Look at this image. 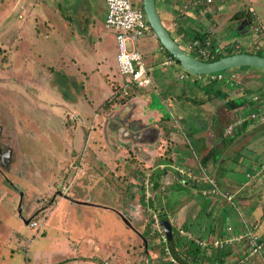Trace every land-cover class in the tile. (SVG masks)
<instances>
[{
	"label": "rangeland",
	"instance_id": "obj_1",
	"mask_svg": "<svg viewBox=\"0 0 264 264\" xmlns=\"http://www.w3.org/2000/svg\"><path fill=\"white\" fill-rule=\"evenodd\" d=\"M130 1L137 4L141 2ZM191 2L192 0H154L160 20L171 38L184 52L189 53L184 47V41L173 30H177L178 25L174 23L173 29L170 28L173 18L182 21L188 32L209 31L210 41L219 46L222 54L235 49L243 53L258 50L264 55V38L255 35L248 28L249 24L243 27L242 32L236 30L239 23L238 15L249 19L253 16L251 11L256 22L264 28V0H210L204 9L199 10H195V7L191 10ZM64 3L66 4L63 5ZM183 5L187 6L184 9L185 14L181 8ZM170 8H175L172 15H168ZM57 10L62 19L49 18V24L44 25L37 17L33 23L34 31L31 29V34L27 35L21 30L20 33L25 34V40H21L16 46L10 41L14 34L10 32L9 21L4 22L3 26L0 24V118L3 128L11 130L9 132L12 147L9 153H15L16 158V169L6 173L7 181L0 178V264H170L162 251L166 244L162 241L161 233L154 231L152 215L157 220L163 218L169 221L171 238L178 239L179 243L187 238L180 236L177 230L184 234L188 233L193 238L195 237L192 235H199L201 239H205V244L210 249L215 250L211 247V241L224 240V236L219 234L222 232L221 225L224 226L228 221L229 223L236 221L240 225L239 221L247 218L245 214L251 210L258 225L254 228L249 225L248 229L257 235L264 247V219L256 215L260 214L255 201L257 196H252V208L249 207L248 200L243 201V204L239 199L236 200L247 194L246 187L242 191L238 190V197L232 199L231 205L217 200L214 208L204 214L209 197H204L196 189L185 185V178L178 182L170 178L176 175L175 166L186 171L184 163L172 160L170 154L174 142L172 140L178 136L185 139V134L188 133L191 136L196 132H203L202 122L197 125L195 121L196 124L193 125L194 122L190 120L203 121L208 115L212 116L217 110L216 106H219V103H216L217 99L223 101L232 97L237 98L235 102L244 100L252 103L249 97L245 96L250 92L258 94V99H263L264 70L251 66L233 67L229 71H222V74H225L223 83L222 81L212 83L208 82L204 75L196 78L185 73L178 63L163 65L162 62L167 57L158 55L157 50L161 49L153 35L152 39L146 36L137 40L140 52L147 54L146 65L152 63L154 67H151L155 73L186 89L185 94L183 93L185 96L182 97L177 93L169 94L175 97L171 98L169 103L173 105L170 107L166 106V103L162 104L151 89H145L147 91L144 93L145 99L148 100L146 109L159 112L164 119L162 133L161 135L158 133L160 138L155 146L160 147L162 157L159 161L166 166L169 181L163 189L164 192L161 191L163 194L157 193L155 196L160 200V204L163 200L166 201L165 207L163 206L165 210L176 209L177 203H173L175 200L182 203L192 198V202L196 204L193 215L188 220L173 216L171 213L167 216L162 213V209L160 211L157 209V206H160L158 199L153 200L151 197L145 201L142 188L141 194L135 196L136 190L140 189V182L135 183L134 173H143L145 178L147 168L153 165L147 167L148 164L139 161L138 157L134 158L133 154L125 155V160L122 159L123 156L118 155L116 171L101 165L104 164L106 156L103 153L110 150L111 155L114 148L102 144L99 131L93 130V126H90L92 115L88 114L89 116L85 118L80 112L79 108L82 107L93 113L89 107L92 105L100 111L109 112L118 104L120 98L124 99L120 96L123 78L117 73L116 66L111 64L107 73L98 74L97 69H94L96 65L85 67L80 64L83 58L76 55L73 59L77 61L81 70L78 73L73 68L76 63L73 64V60L68 61L67 53L65 60L67 71H76V76L78 74V79L71 82L66 76L67 73L59 72L60 68L56 65L58 58L56 54L53 55V52H56L54 48L59 49L61 44L59 41L63 38L61 34L64 31L65 34L70 30L77 33L79 29L77 26L83 14L87 18V23H92L94 28L99 30V36L102 38L99 44L101 50L110 55L114 52V44L112 49L109 46L113 41L112 31L103 27L104 1L63 0ZM168 11V14H164ZM232 13H236L235 18L231 16ZM65 16H68L66 20L63 19ZM89 23L83 24L80 28L83 37L91 28ZM63 26L66 29L62 32ZM3 31L6 32L2 33ZM55 32H58L57 35H54ZM233 37L236 41H233ZM89 40L93 42L92 37ZM79 45L86 48L84 38ZM42 47H47L49 53L45 55L40 53ZM81 56L84 57L82 54ZM21 59L24 64L16 76L12 68H19ZM70 64L72 67L68 66ZM180 74H183V78H179ZM30 81H36L33 88ZM153 85L160 94V89L155 83ZM238 89L242 92H238ZM214 90L218 92L213 94ZM220 92L227 93L226 98L219 95ZM233 92L236 94L233 95ZM237 93L240 95L243 93L244 96L237 97ZM101 103L104 108L100 107ZM245 116L246 124L238 121L233 127L234 137L223 135V141H226L225 150L218 155L219 160H223L220 167L213 169L206 164L202 168L203 173L208 177L216 176L222 189L226 187L225 182L229 181H234L239 187L246 180L242 172L244 165L248 163L246 159L256 161L259 168L262 166V170L255 183L251 184V188L259 187L264 191V121L249 119V113ZM171 117L177 121L181 131L170 123ZM79 118L82 120L81 124L78 122ZM187 125L192 126L190 131L185 130ZM96 126L99 128L98 124ZM126 145L130 149V145ZM91 146L96 148L95 153ZM115 152L117 155V151ZM214 155L215 151L212 157ZM192 156L199 159V154L195 155L193 151L191 153L184 151L179 158L189 159L190 162ZM95 157H99L102 162H96ZM194 162L196 165L195 160ZM142 179L143 176L140 181ZM255 191L257 194V189ZM78 197H82L88 204L74 203ZM131 205L133 209L137 208L138 216L134 212L129 214L127 209ZM99 206L114 211L123 209L129 216L128 223L124 224L120 216L113 214L112 210H104ZM236 210L243 218L237 216ZM125 214L120 213L121 216ZM250 215L248 216L251 217ZM240 229L241 232H245L247 228L241 224ZM204 230H210L205 234L206 238L202 237ZM235 247L242 248L237 259L244 260L245 264H258L257 254L244 256L243 242L223 244L216 252ZM205 253L204 257L197 255L190 264L206 262L205 257L208 253Z\"/></svg>",
	"mask_w": 264,
	"mask_h": 264
},
{
	"label": "crops",
	"instance_id": "obj_2",
	"mask_svg": "<svg viewBox=\"0 0 264 264\" xmlns=\"http://www.w3.org/2000/svg\"><path fill=\"white\" fill-rule=\"evenodd\" d=\"M62 2H63V0H59V1H57V0H5V1L0 0V12L2 14L0 16V24H2V26H3L4 22L9 21L10 32H13V34H14V36H12V34L10 35V36H12L11 37L12 39L10 41L12 43H14V45L16 46V45H18V42H20L21 40H25V34L20 33V31L23 30V32H26L27 35H30L32 32L30 30L31 29L33 30V23L36 22L37 17H39L40 23H42L44 25L49 24L48 23L49 18H53L55 20L56 19H62V17H60L58 15V10H57L62 5ZM132 3L134 5H139V4L134 3V2H132ZM180 3L181 2L179 1V5H180ZM65 4L66 3H64L63 5H65ZM179 5L177 6V8L179 7ZM174 9L175 8H173V9L170 8V14H168L169 11L165 12L164 14L172 15L171 13H175ZM13 13H14V16H12ZM84 15L85 14H83L81 16V19L78 23L77 27L79 29H77V33H74L70 30L67 34H65L64 30L66 28L64 29V26H63V28L61 29L62 32L64 31L61 34V35H63V36H61L63 38L61 39V41H59V44L60 43L61 44L59 45V49L54 48L56 50V52H53V55L55 56V54H56V56L58 58V63L56 65H57V67L60 68L59 72L60 73H67L66 76L68 77L69 81H71V82L78 79L77 78L78 74L76 76L75 75L76 71H71V72L69 70L67 71V69H66L67 64L65 63L67 53H68L67 54L68 61L73 60V62H74L73 64L76 63L75 65H73V68L75 70H77L78 73H80L81 70L78 67L77 61L75 59H73V57H76V55L83 58L81 60V63H80L81 65H84L85 67H87V65L90 67H95L93 65H96V67L94 69H97L96 72H98V74L99 73H107L108 70H110L111 64H114V66H115V47H114V52H112L111 55H110V53H108L106 51L103 52L101 50L102 48H101V46H99V44L101 43L102 38L99 36L98 28H94V25L92 23L88 22L90 24L91 28H89L88 31H86V33L84 34V37L81 35V29L80 28H82L83 24H86V25L88 24L87 20H86L87 18ZM239 16L240 15H238V17ZM67 18H68V16L63 17V19H65V20ZM161 23L163 24L162 21H161ZM173 23H176V25H178V27H182V28H183V26L185 27V24L182 25V21H179V20H176L173 18L170 22V28L171 29H173V27H172ZM163 26H164V24H163ZM164 28H165V26H164ZM173 30L175 31V29H173ZM5 32L6 31H3L2 33H5ZM66 32H67V30H66ZM167 32H169V31L167 30ZM57 33L58 32H55L54 35H57ZM69 35H71V36H69ZM151 35H153L152 31H151V33H146V34L142 35L138 39H140L142 37H146V36H148L149 39H152ZM1 36H2V34H1ZM91 37L93 38V42H90V40H89ZM82 38H84V42L87 43V46H85L86 48H82L83 46L79 45ZM112 38H113V33H112ZM97 39H99V40H97ZM232 39H233V41H236V39L234 37ZM52 40H54V39H52ZM74 44L76 45V47ZM113 44H114L113 41L111 44H109L110 49H112ZM137 45H138V48H140V44L138 43V41H137ZM159 46H160V44H159ZM47 49H48L47 47H42V49L40 48V50H41L40 53H42L43 55L48 54L49 51ZM70 49H72V50H70ZM160 49H161V46H160ZM157 52H158V55L160 54L161 56H163V58L167 57L163 53L162 49L161 50L158 49ZM69 53H72L73 55L69 54ZM81 54L84 57H82ZM141 55H142L144 64L146 65L145 61L148 62V60L145 58V56H147V54L141 53ZM89 56H90V60L88 61ZM164 56H166V57H164ZM25 58H27V57H25ZM166 59L162 62L163 65H172L173 63H175V62H173L171 64H165L164 62L166 61ZM91 60H93V62H91ZM149 61H151V60H149ZM22 64H24V63H23V60L21 59L19 68L18 67L12 68V71L16 76H17V73L19 72ZM68 66L72 67L71 64ZM146 66L150 67V69H151L150 70V76L152 79V86H150V87H148V89L147 88L146 89L147 90L151 89L152 92H154L156 94L157 98L160 100V102L162 104L166 103V106H168V107H170V105H173L169 102L171 101V98H175V97H173L169 94L176 95V93H177V95L180 97L185 96L184 94H185L186 89L184 90V86L183 87L177 86L174 84V82H171L167 78L166 79L163 78L162 75L155 73L154 69L151 67V66L154 67V65L152 63H149V64L147 63ZM73 79H75V80H73ZM79 81H81V80H79ZM30 83H31L32 88L34 87V85H36V81L35 82L30 81ZM153 83H155V85L160 89V94H158L156 92ZM81 85H83V84L81 83ZM147 90H145V89L141 90L140 89L136 93L127 97L126 99H123V100L119 99L118 104L115 105L113 108H111L109 110V112L107 114L105 113L104 115L96 113L94 111L95 106H93V105L89 106L92 108L93 113L88 112L86 110V108L82 109V107H81L79 109H81L80 112L85 115L84 116L85 118H87L89 116L88 114L92 115L91 116L92 117V124H90V126L91 125L93 126V130H95L97 132L99 131L98 133L100 135L102 144L109 146V148H111V149L114 148V152H112L111 155H110V150L108 151V153H103L106 155L105 159L103 160L105 165L104 164H101V165L109 167V169H113L111 171H116L117 165H118L116 162L118 155L123 156L122 159L125 160L126 159L125 155H127V154H128V156L130 154H133L132 156H134V158L138 157L139 161L144 162V164H148L147 167L150 165H153V166H150L149 168H147L148 173H146V174H151L153 176L151 178L150 177L148 178L151 182L152 181L158 182V185L156 186L155 189L151 188L150 197H149V198L152 197V198H154L153 200H156L158 198L155 195L157 193L163 194V192H164L163 189H165L164 187L168 183L169 178L167 175L166 166L163 165L162 163H160V161H159L162 157V153L160 152V147H159V145H157V147L155 146L157 144L156 142L159 141L160 135L162 133L161 128H162L164 119L162 118L161 114H159V112H157L155 110L146 109V105L148 103V100L145 99L146 97H144V93ZM239 91L242 92L241 89H238V92ZM235 94L236 93L233 92V95H235ZM237 95H238L237 97H240V93H237ZM245 96L248 97L249 94L248 95L246 94ZM90 98H93V97L90 96ZM231 98L232 97H230L228 99H231ZM225 101L226 100L221 101V100L217 99L216 103H219V106H216V109H217L216 112H214V114H212V116L208 115L203 121L202 120H196V119L190 120V118H189L190 122H194L193 125H195L196 123H197V125L198 124L200 125V123L202 122V124H203L202 126L204 129L203 132L199 131V132L192 134L191 136L188 135L189 134L188 132H186L188 134H185V136H186L185 139H182L181 137L178 136L177 137L178 140L175 137H174L175 139L172 140L174 142H172V148H171L170 154H171V157L173 159L171 157H169V159H172L175 161H180V162L184 163V165H186L185 169L187 171H190L191 173H193L192 175H194V176L201 175V172H203L202 168L206 164L212 166L213 169L214 168L217 169L218 167H220V165H221L220 163H221V161L223 162V160L220 161L218 155L219 154L221 155L222 150H225L224 144L226 141V140L223 141V135L228 134L229 136L232 135V137H234L235 135H234V131H233L234 128L233 127L235 126V124H237L238 121L241 123L245 122L244 124L247 123V120H245V116L243 115L241 118V115L243 114V112H247L250 110L247 109V110L242 111L240 109H229L225 106V104H224ZM128 104H130V106L134 105L132 107H135V108H134L133 112H127V114H125L128 117L124 118V120L126 122H131L132 124H134L136 126H131V125L128 126L126 124H120L121 126L118 129H116V127L114 125L113 126H112V124L109 125L108 121H112L109 118L110 115H112V113H114L118 109H120L123 106L128 105ZM169 120H170V123L171 122L173 123L174 121H176L173 117H171ZM195 121H196V123H195ZM78 122L81 124L82 120L79 118ZM190 122H189V124H190ZM96 124H98L99 128H97ZM223 126H225V127H223ZM191 127H192L191 125H187L185 130L190 131ZM223 128H225V129H223ZM242 130H244V129L242 128ZM119 144H121V146ZM126 144L130 145V149L127 148ZM211 148H212V150H211ZM91 149H93V153H95L96 148L91 146ZM115 151H117V155H116ZM184 151H189V153H191V151H193V153L195 155L199 154V158L207 153L208 157H207L206 161L204 162V164H201L199 159L194 158L192 156V158L196 161V165H194L195 162L193 159H190V162H189L188 161L189 159L186 160V158H179V156L181 154H183ZM213 151H215V155L212 157ZM95 159L97 160L96 162H99V161L102 162L101 159L99 160V157H97V158L95 157ZM191 161H192V163H191ZM246 161H248V163H246L244 165V169L242 170L243 175L246 178V180H245V182L241 183L239 185V187H237L238 185H236L234 181H229L228 183L225 182L226 187H225V189H222L219 187V182H217L216 176H214V175L209 176L213 179V181H214L216 187L218 188L220 194H216V195H210L209 194V195L204 196V197H209V201H208L207 205L205 206L204 214L207 211H210L212 208H214V206L217 204L216 202H218L217 200L222 201V202H226L227 204L231 205V203L227 202V200L225 199V196H229L231 198V202H232V199L238 197L237 196L238 190L241 189V191H242V190H244V187L247 188L245 190H248L247 194L245 196H243L242 198L241 197L236 198V200L239 199V202H241L242 204H243V201L248 200L249 203L248 202L247 203L249 204V207H251L252 206V196H257L255 201H257L256 205L259 209L260 214H256V215L258 216V215H261L264 213V191L261 188L259 189V187L255 188V189L251 188V184L255 183V179L259 175V172L262 170L261 166L259 168L258 164H256V161H251V160H247V159H246ZM157 162H159V164ZM170 178L172 181H175V182H178L181 180L180 178L176 177V175H172V176H170ZM182 180H184V179H182ZM185 185L191 187L193 190L195 188L197 189L199 187L206 186L204 183H201V182L197 183L196 186L194 184L192 186L191 182L188 180L185 181ZM151 187H152V185H151ZM160 189H162L163 192H161ZM256 189L258 192L257 194H255ZM136 191L137 192H136L135 196L136 195L139 196L141 194V193H139V189H137ZM82 199H83L82 197H78L77 199L75 198V201H79V202L83 201V203H79V202H74V203L85 204V205L88 204L87 201H84ZM191 199H189L187 202H182V203H180L179 200H175V202H173V203L174 204L177 203V207L174 210L173 209L165 210L164 205L166 204V201L163 200V202L160 204V200L158 199V203L160 204V206H157L158 207L157 209L159 211H160V209H162V213L167 215V216L171 213V215H173V216H176V217L178 216L179 218L188 220L192 217L193 212H194L193 210L196 206V204L194 202H192L193 200H191ZM211 201H213V202H211ZM99 207L101 209L108 210V211L112 210L113 214L120 216V218L124 222V224H125L124 220H127V221L129 220V218H128L129 216H127L128 214H125V212H123V209H122V211L121 210L120 211H114V209L109 210L104 206L103 207L99 206ZM132 207L133 206L131 205L127 209L129 214L134 212L138 216V211L136 210L137 208L133 209ZM236 212H237V210H236ZM120 213L125 214V216H121ZM246 215H247V218H243V217H241V215L240 216L237 215V216L240 219L243 218V220H245L249 225H253V223L258 225V223L256 222V220L253 217V213L251 210L249 211V213L247 212L245 214V216ZM248 215H250L251 217H249ZM254 215H255V213H254ZM258 217H260V216H258ZM226 221H228V219H226ZM240 225H241V222H240ZM240 225L236 221H233L232 223H229V221H228V222H226V224H224V226L221 225L220 228H221L222 232H220V233L218 232V233L221 236H231V235L238 234L241 232ZM208 232H210V230H204L203 231L204 235L202 237H205V234ZM195 235H192V236H194L196 239L197 238L201 239V237H199V235L198 236H195ZM240 250L241 249L239 247H235V248H229V249L226 248L224 251L212 253L209 256L205 257V261H206V259H207V261L202 263V264H207V263L210 264L208 262V260L213 261L215 254H217L218 262L215 261L214 263L212 262L211 264H221V262L227 263V264H233L235 262L237 264H245L244 260L240 261V259H237L238 256H240L239 255ZM225 253H227V254H225ZM262 253L264 255V250ZM201 255H203L202 257H204L203 253L199 254V256H201ZM258 258H259L258 264H262V260H261L260 256H258Z\"/></svg>",
	"mask_w": 264,
	"mask_h": 264
},
{
	"label": "built area",
	"instance_id": "obj_3",
	"mask_svg": "<svg viewBox=\"0 0 264 264\" xmlns=\"http://www.w3.org/2000/svg\"><path fill=\"white\" fill-rule=\"evenodd\" d=\"M105 4V16L103 19V27L105 29H109L113 33V41H114V47H115V66L116 71L119 75L122 76V84L120 86V96L121 97H129L130 95L134 94V91H138L140 89H146L150 86H152V79L150 76V67H147L144 64L142 55L140 53V50L137 45V39L141 37L142 35L146 33H151V29L144 17V13L142 11V8L139 5H134L130 0H103ZM206 2H209V0H205ZM191 7L196 6L200 3L199 0H192ZM181 8H183V14H185L184 9L187 8V6L183 5ZM180 10L178 9V13ZM251 15H253L251 18L249 17V24L248 28L258 37L261 39L264 38V28L259 25L256 22V18L251 11ZM173 25H175L173 23ZM176 31V29H175ZM178 37L184 41V47L189 52L192 57L198 59V60H204L205 58L212 57V53L207 50V46L210 43L209 40L205 41L203 45H199L198 40H186L183 38L182 32H176ZM192 53V54H191ZM194 54V55H193ZM174 61L167 57L165 64H171ZM194 76V75H192ZM196 78H200V75H195ZM208 82H218L221 81L223 78V74L218 72L205 74L203 76ZM179 78H183V74L179 75ZM130 89V90H129ZM132 90V91H131ZM249 99L252 101V103H255L257 105H254V109L243 112L242 116L247 115L249 113V119H256L258 122L264 121V98L258 99V94H250ZM243 111V110H242ZM246 117V116H245ZM173 126L177 127L179 131L180 126L177 123V121H174L172 123ZM262 167V166H261ZM174 170L176 171V177L182 179H186L185 181L191 180V184L196 186L197 183H204L206 186L195 188L197 192L200 193L202 196L206 195H216L220 194L218 188L216 187L213 179L211 177H208L204 175L203 172H201V175L194 176L190 171H184L181 168L174 167ZM191 173V174H190ZM151 181L148 179V175L143 180V194L145 201H147V198L150 197V190H151ZM225 199L227 202L231 203V198L229 196H225ZM148 210H150L148 208ZM151 211V210H150ZM237 215H239V212L237 211ZM153 218V227L154 231L161 233V238L164 243L166 242L165 237L163 235L161 226L159 224V220L152 215ZM169 222V221H168ZM241 224L245 226L247 229L245 232H240L235 235L231 236H224V240L221 241L220 239H213L211 241L212 248H215V250H212L209 248L207 244H205V239H196L193 238V241H195V245H197L203 252L205 251L208 253L207 256L212 254L213 252L216 253L220 247L225 245H232L234 243L243 242V254L244 256H252L254 254H257L260 256L262 260V264H264V255L263 250L264 247H262V243L260 242L257 235H255L251 230L248 229L249 224L241 219ZM35 223H31V225H34ZM170 224V223H169ZM171 225V224H170ZM256 224L253 223L252 228H254ZM178 234L182 237H186L187 239H190L191 235L188 233L184 234L180 230H177ZM240 248V247H239ZM242 249V248H240ZM163 253L166 255V258L170 264H179L176 258L170 253L168 246L164 245L162 247ZM227 264V263H224ZM233 264H237L236 262Z\"/></svg>",
	"mask_w": 264,
	"mask_h": 264
},
{
	"label": "water",
	"instance_id": "obj_4",
	"mask_svg": "<svg viewBox=\"0 0 264 264\" xmlns=\"http://www.w3.org/2000/svg\"><path fill=\"white\" fill-rule=\"evenodd\" d=\"M141 8L144 17L160 46L165 49L178 62L182 71L190 75H205L222 70H226L239 66H251L264 70V56H258L253 53L236 52L229 55L221 56L213 61H202L192 57L190 54L184 52L171 38L167 30L164 28L157 14L154 0H140ZM247 20L241 23L243 28ZM240 27V28H241ZM242 32V31H240ZM157 183L152 182V189H155ZM75 201V200H74ZM79 202V201H75ZM83 203V202H79ZM128 223L127 220H124ZM26 222V220L24 221ZM163 235L167 243L171 240V228L167 220H159Z\"/></svg>",
	"mask_w": 264,
	"mask_h": 264
},
{
	"label": "trees",
	"instance_id": "obj_5",
	"mask_svg": "<svg viewBox=\"0 0 264 264\" xmlns=\"http://www.w3.org/2000/svg\"><path fill=\"white\" fill-rule=\"evenodd\" d=\"M204 3H206L205 0H200V3L197 4L196 6L193 5V7H195L196 9L195 10H199V9H203L204 7ZM139 6L141 7V4H139ZM240 17V16H239ZM238 17V18H239ZM186 27H178L176 32H182L183 33V38L186 39V40H198L199 42V45H203L205 41L209 40L210 41V38H211V34L209 33V31L207 30H203L201 32L199 31H194V32H188L187 30H185ZM210 43L212 44H209L206 48L209 52L212 53V57H209V58H205L203 61H213L215 59H218L220 58L221 56H224V55H229V54H232V53H236V52H240V51H237L235 49H231L230 51H228L227 53H224L222 54L221 53V50L219 48V46H216L214 44V42H211ZM163 53L167 56V57H170L175 63H178L176 60H174V58L165 50L161 47ZM260 51L258 50H255V51H252V52H248V53H253V54H256L258 56H264L262 54L259 53ZM232 68H229V69H226V70H231ZM223 71V70H222ZM222 71H220V73H222ZM224 77H225V74H223V78H222V83L224 81ZM228 77V76H227ZM213 83V82H212ZM205 86V85H203ZM207 91V90H206ZM208 92V91H207ZM215 92H218L217 90H214L212 91V93L214 94ZM249 95L252 94V92L248 93ZM247 94V95H248ZM219 95H221L223 98H226L227 96V93L225 92H220ZM244 94L242 93V95H240V97H243ZM124 99H126L127 97H123ZM229 98V97H228ZM225 99L226 101L224 102L225 106L229 109H240V110H246V109H254V105L253 103H250L248 101H239V102H235V100L237 98H231V99ZM121 99V98H120ZM197 102V101H196ZM103 103L100 104V107ZM95 112L98 113V114H102V112L104 111H100L99 108H95ZM108 111H105V113H107ZM243 122V121H242ZM245 123V122H243ZM208 155L207 153L203 156H201L199 158V161L201 164H204V162L206 161ZM193 174V173H192ZM151 175V174H150ZM143 176V179L140 181L141 177ZM134 180H135V183L136 181H139V193H141V188L143 186V180H144V174H138V173H134ZM149 177H153L152 175L149 176ZM148 177V178H149ZM143 190V188H142ZM160 215V214H159ZM260 217H262L264 219V213L260 215ZM170 228H171V225H170ZM172 233V232H171ZM200 239V238H199ZM166 246H168V249L170 251V253L177 259V261L179 263H182V264H190V262L192 261V258L193 259H196L197 255L201 254L200 252H202V250L195 244L193 243V237L190 238V239H187L185 240L184 242L182 243H179V240H175V238H171L170 242L167 243V241L165 242ZM227 254V253H225ZM217 254H215L214 256V260L211 261V260H208V262L211 264L212 262L214 263L215 261L218 262L217 260ZM201 264V263H200ZM208 264V263H207Z\"/></svg>",
	"mask_w": 264,
	"mask_h": 264
},
{
	"label": "flooded vegetation",
	"instance_id": "obj_6",
	"mask_svg": "<svg viewBox=\"0 0 264 264\" xmlns=\"http://www.w3.org/2000/svg\"><path fill=\"white\" fill-rule=\"evenodd\" d=\"M207 3H209V2H206V3L203 4L204 7L206 6ZM204 7H203V9H204ZM191 8L192 7H190V9ZM232 14L233 15H231V16H234V18H235L236 17L235 16L236 13H232ZM246 20H247V23H248L249 22L248 17H244L243 18L241 16L238 19L239 23L237 22L238 24L236 26V30L237 31L243 30L242 27H241V23L243 24V22L246 21ZM132 106H134V105H131V106H130V104L125 105L122 108H120L117 111H115L114 113H112V115H110V117L108 116L112 120V121H108V124L109 125L112 124V126L114 125L116 127V129H118L121 126L120 124H126L128 126L129 125L136 126V125L132 124L131 122H126L124 120V118L128 117V116L125 115V114H127V112H133L134 111L135 107H132ZM7 129H9V128H7ZM9 131L11 132L10 129L7 131V130H5V128H3V125H2V122H1V118H0V178H1V180H4V181H7V178H8L6 176V173L8 171H13V169H16V162H15L16 158L14 157L15 153L14 154H12V153L10 154L9 153V150L12 147L11 146L12 139H11V134H10ZM11 166H12V168H10ZM147 175H148V177L150 176V174H147ZM1 180H0V182H1ZM152 182H154V181H152ZM155 182L158 185V182L157 181H155ZM160 190L162 191V189H160Z\"/></svg>",
	"mask_w": 264,
	"mask_h": 264
},
{
	"label": "clouds",
	"instance_id": "obj_7",
	"mask_svg": "<svg viewBox=\"0 0 264 264\" xmlns=\"http://www.w3.org/2000/svg\"><path fill=\"white\" fill-rule=\"evenodd\" d=\"M163 219V218H162ZM161 220V219H160ZM164 220H166V219H164Z\"/></svg>",
	"mask_w": 264,
	"mask_h": 264
}]
</instances>
